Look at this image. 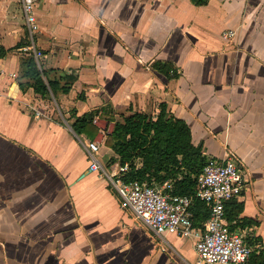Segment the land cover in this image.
<instances>
[{
	"label": "crops",
	"instance_id": "obj_1",
	"mask_svg": "<svg viewBox=\"0 0 264 264\" xmlns=\"http://www.w3.org/2000/svg\"><path fill=\"white\" fill-rule=\"evenodd\" d=\"M34 13L44 96L24 75L19 0H0V264H193V237L157 238L119 206L106 105L154 115L165 102L206 159L232 152L247 182L224 204L228 227L264 247V0H37ZM90 110L95 130L77 134Z\"/></svg>",
	"mask_w": 264,
	"mask_h": 264
},
{
	"label": "built area",
	"instance_id": "obj_2",
	"mask_svg": "<svg viewBox=\"0 0 264 264\" xmlns=\"http://www.w3.org/2000/svg\"><path fill=\"white\" fill-rule=\"evenodd\" d=\"M37 0H19L24 24L28 31V43L21 49L28 52L37 64L42 51L35 44L38 23L34 13ZM233 29L222 31L224 40H231ZM39 111H35L38 115ZM89 169L103 172L101 162L96 158L98 143L89 141ZM128 170V162L119 164L113 181L118 203L129 209L139 218L145 228L155 237L174 233L193 237L195 252L193 264H246L253 254L264 255V247L258 241H249L246 233L231 231L225 218L224 204L239 195L247 182L240 163L232 152L226 151L223 157H208L197 175L193 194L172 192V180L160 184H150L137 179L123 182L120 174ZM196 198L208 210L207 217L200 227L194 225L191 205Z\"/></svg>",
	"mask_w": 264,
	"mask_h": 264
},
{
	"label": "trees",
	"instance_id": "obj_3",
	"mask_svg": "<svg viewBox=\"0 0 264 264\" xmlns=\"http://www.w3.org/2000/svg\"><path fill=\"white\" fill-rule=\"evenodd\" d=\"M2 53L3 50L0 54ZM25 65L24 75L34 92L43 96L48 95L49 91L54 92V81L45 77L44 70L39 68L33 57L26 58ZM154 67L160 69L158 63H154ZM161 70L167 72L165 69ZM169 70L171 71L168 69V72ZM170 74L173 76L175 73L171 71ZM63 90L67 91L68 88ZM101 110L113 122L103 142L110 151L109 160L119 164L128 162V170L120 174L123 182L137 179L160 184L165 180H172V192L194 193L196 177L202 171L206 157L193 144L187 122L170 113L165 102L158 103L154 115L141 111L115 115L108 105L101 107ZM96 112L97 110H90L74 116L71 122L73 130L77 134L87 135L90 129L94 131L92 119ZM136 158L141 159L139 167L134 164ZM191 212L195 224L208 215L205 204L196 198L193 199ZM258 260L264 264V256L259 255Z\"/></svg>",
	"mask_w": 264,
	"mask_h": 264
},
{
	"label": "rangeland",
	"instance_id": "obj_4",
	"mask_svg": "<svg viewBox=\"0 0 264 264\" xmlns=\"http://www.w3.org/2000/svg\"><path fill=\"white\" fill-rule=\"evenodd\" d=\"M104 163V162H103Z\"/></svg>",
	"mask_w": 264,
	"mask_h": 264
}]
</instances>
